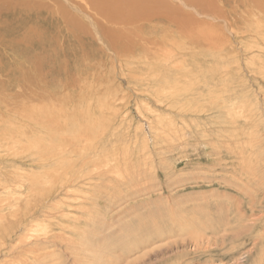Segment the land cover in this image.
<instances>
[{"label": "rangeland", "instance_id": "374dc122", "mask_svg": "<svg viewBox=\"0 0 264 264\" xmlns=\"http://www.w3.org/2000/svg\"><path fill=\"white\" fill-rule=\"evenodd\" d=\"M205 1L213 50L165 32L144 45L97 0H59L57 19L44 0H0V264H20L19 222L49 200L15 183L42 171L35 139L76 179L51 200L64 229L28 227L62 236L38 242L47 264H264V0Z\"/></svg>", "mask_w": 264, "mask_h": 264}, {"label": "bare ground", "instance_id": "6f19581e", "mask_svg": "<svg viewBox=\"0 0 264 264\" xmlns=\"http://www.w3.org/2000/svg\"><path fill=\"white\" fill-rule=\"evenodd\" d=\"M44 1L50 3L51 5H47L42 10L47 9V7L49 9H53V10H51V13H52L53 17L56 18V19L58 17H60V16H65V14H64L65 12L62 10V8H68V6L66 5V2L59 4V0H44ZM119 2H121V4H119ZM67 3H69V2H67ZM102 3H104V4L105 3H110V4L104 5ZM203 3H204V5L200 6ZM116 4H117V6H116ZM102 5L105 6V7H103ZM59 6L62 7V8H60ZM97 6L99 8H101V10H102V11H98V13L100 14V13L103 12L106 15L105 16L106 18L104 16L103 17L105 18V20L108 19L107 22L110 23L109 25H111L113 23L116 24V25L118 24L120 26V28L131 32V34H134L135 37H137L141 41H143L145 43V44L143 43L144 45H146L145 41H148L147 44L157 45L158 43H160L159 39H162L160 34L165 32V35H164L165 38L169 37V35L172 37V39L177 38V40H173L174 41L173 45H174L175 48L177 47V43L179 44L177 49H179L181 47H184L186 49V47H188V48H190L189 50H191V49L198 50L199 48H200V50H203L204 48H206L208 50H213V48H212L213 44H209L210 43V38H209L210 35H209V33H210V31L213 30V27L211 28L209 26L211 24H207L206 22L198 24V21H197V19H198L197 16L204 15L205 13H208L210 11L209 6H206V1L205 0H111V1H108V2H106V0H97ZM38 13H41V12H38ZM201 20H202V18H201ZM69 22L70 23L67 25L69 30H71L72 27H74L76 30L78 29L77 23H75V21H69ZM45 23H48V19L47 18H45ZM97 23H99V22H97ZM136 23H140V24L142 23V25L139 26V24L137 25ZM38 24H41V23L39 22ZM129 24H131V27L127 26ZM48 26H49V24H48ZM99 28H101V27H99ZM98 30H100V29H98ZM103 31H105V32H102V34L109 35V37L111 36V38H110L111 41L119 43V45H121V48H122V45L126 49H128L130 47V45H129L130 42L127 43V42H123V41L120 40V34H118V33H120L119 29H115V28L113 29V28H108L107 27ZM159 31H161V32H159ZM156 33H157V35H156ZM152 35H156L157 37L152 38L151 37ZM71 37L76 38V39L79 40V37L75 36L74 34L71 35ZM147 37L149 39H147ZM97 41H98V39H97ZM35 42H40L41 43V40L38 41L36 39ZM169 43H172V42H166V44H169ZM92 45H94V47ZM91 46H92V49L95 50L93 52V50L90 49L91 56H93V57L100 56L101 53L99 51V47L97 45L95 37H94V40L91 39ZM188 48H187V50H188ZM31 50H32V48H31ZM190 54L192 55V53H190ZM0 61H1V54H0ZM95 66H97V65H95ZM97 74H99V73L97 72ZM144 110L146 112H150L151 111L149 108H145ZM40 112H41V110H40ZM139 113L142 116L141 119L146 120V122L149 121V120L152 122V117H148V116H151V114H149L148 116H145V115L142 114L143 112L139 111ZM146 114H148V113H146ZM159 118H161V117H159ZM160 120L161 119H158V121H160ZM151 122H150V124H148V126L150 128L149 130L153 134V130L155 131V126L156 125H153L154 123L153 122L151 123ZM162 123H163V121H162ZM137 126H139V125L137 124ZM38 129H40V128H38ZM138 129H140V128H138ZM162 136H163V134H162ZM155 138H156V136H155ZM163 138H165V137H163ZM35 141H36V150H38L36 152L38 154V155H36L38 157V160L35 159L34 160V164H35V166L38 169H41L42 171L40 173H38V174H34L32 179L29 180L30 183L28 182L26 184V183H24L23 181H20V180L19 181L16 180L17 182H15V183H17V186L19 184L21 187H23V185H25V186L28 185L29 186L28 187L29 193L27 194L28 196L31 195L32 193L36 194V192H37V194L40 195L41 199H44V201L47 200V199H49V200L46 203L42 202L41 206H39L33 213H32V211H30V213H32V214L36 213V214L40 215L39 217L43 218L42 221L41 220H37L38 217H34L33 215L32 216L30 215L31 216V220L29 221V223L25 224V222H27L29 219L26 220V221H25V219H22L21 222H19L20 225H19V228L17 229V232L20 231L23 234H21V236L19 234L20 240L19 241L17 240L15 243H13L15 245H10V247L15 249L17 246H19L21 244H25V245L27 244V246L23 248V251H21V253L18 255L20 258L22 257L20 264H47V259L48 258H51L52 260H55V258H54L55 254H54V252H51L50 246H48V245L44 246V245H41V243L52 244V243H50V242H52L51 239L52 238H56V237H52L51 238V237H49L50 235H47V236L45 235L44 241H42V240L39 241V240H37L38 238L36 237L38 233L34 236V232L31 231V229H29L28 227L29 226L33 227L31 222L35 220L36 224L39 223V222L44 223V224L46 223V226H44L45 231H46V229L48 227L52 228L51 225H54V226L59 225L60 227H62L61 229L63 230L64 226H62L60 224L62 218L65 216V211L62 210L63 209V206H62L63 204L56 205V204H53L51 202V200H53L52 197L57 192H62L63 191L65 193H68L70 188H73L74 184L76 183L75 177L73 175H69L70 172L67 171V170H64L62 165H57L56 167H53L55 165H51V164L46 163L47 156L45 155L46 156V158H45L44 151L42 152V150H40V146H41L40 143L36 139H35ZM47 149H49V148L47 147ZM45 152H47V151H45ZM48 165H49V167H48ZM64 168H65V166H64ZM15 175H16V173H15ZM8 188H9V186H8ZM53 189H55V190H53ZM15 191H19V189L15 190ZM15 191H14V193H15ZM43 192H44L45 196L43 195ZM15 198L17 199V197H15ZM31 198H33V197H31ZM36 201H37V199H36ZM10 216H12L11 213H10ZM4 217H6V216L4 215L2 220L5 219ZM18 217H20V216H18ZM37 226L40 227V225H38V224H37ZM14 227H16V224H15ZM35 232H37V231H35ZM50 234H52V233H50ZM58 234H60V233H58ZM54 235H56V234H54ZM3 236H4V234H3ZM77 236L75 237L76 239L78 238ZM56 239H61L62 240V236L61 235H57ZM15 240H16V238H15ZM71 240L73 241L74 239H71ZM79 240L80 239H78L77 240L78 242L76 241V243H75V245H76L75 249H77V245H81ZM38 242H41V243H38ZM4 243H5V241H4ZM8 246H9V244H8ZM10 247H9V249L11 250ZM7 251H8V249H7ZM18 251H20V250H18ZM58 257H56V258H58ZM49 262H51V261H49ZM55 262H57V261H55ZM55 264H57V263H55Z\"/></svg>", "mask_w": 264, "mask_h": 264}]
</instances>
